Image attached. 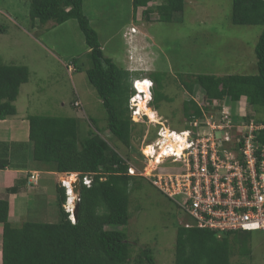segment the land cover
Here are the masks:
<instances>
[{
    "label": "trees",
    "instance_id": "16d2710c",
    "mask_svg": "<svg viewBox=\"0 0 264 264\" xmlns=\"http://www.w3.org/2000/svg\"><path fill=\"white\" fill-rule=\"evenodd\" d=\"M29 1V17L34 26L37 22L44 26L77 21L89 48L90 67L86 74L107 112L108 131L117 142L133 151V139L143 137L146 130L144 125L132 120L130 99L133 94L134 97L142 96L149 80L142 79L146 82L134 89L133 74L105 56L99 35L85 15L84 0ZM155 1L132 0L134 20L141 21L142 17L148 20L157 13L160 21L171 22L174 14L182 13L185 8V0H163L154 6ZM231 22L235 26L263 27L255 47L257 73L198 75L183 81L182 88L190 99L183 100V128L174 129L172 124L173 130H186L188 123L202 120L204 113L214 114L221 109L220 103L214 106V102L220 101H226L232 107L244 101V121L264 124V117L258 116L264 112V0H233ZM29 80L28 67L0 64V121L17 115L15 102L21 86ZM140 80L137 81L140 83ZM155 83L157 88L161 86L157 80ZM196 88L203 91L206 105L192 98ZM161 101L171 102V98L157 89L153 92L151 106L159 114ZM77 102L80 101H74V107L80 109L82 103L76 106ZM28 120V142H0V170H28L30 156L33 162L57 173L91 175L92 184L80 188L74 222L64 208L67 202L64 187L57 190L60 217L57 223L24 221L20 227H15L9 222V203L0 200L2 264H157L151 249L145 248L134 255L127 233L111 230L129 224L130 195L140 189L139 180H148L129 175V162L96 130L90 129L83 135L79 118L38 116L28 117ZM157 130L152 139L156 138ZM259 139L264 142V133ZM128 158L131 159V155ZM139 167L143 168L142 165ZM19 189L20 185L11 192L17 193ZM191 222L188 218L187 223ZM248 233L229 232L218 237L219 234L211 230L180 226L175 244V264H230L236 253L244 256L251 253Z\"/></svg>",
    "mask_w": 264,
    "mask_h": 264
},
{
    "label": "rangeland",
    "instance_id": "374dc122",
    "mask_svg": "<svg viewBox=\"0 0 264 264\" xmlns=\"http://www.w3.org/2000/svg\"><path fill=\"white\" fill-rule=\"evenodd\" d=\"M161 2L163 0H156L154 6ZM232 5L233 0H185L184 11L174 14L171 22L160 21L157 13L148 20L143 17L141 21L134 20L131 0H84V11L99 35L105 56L123 69L127 62L132 65L133 61H139L137 68L142 76L138 79L153 80L152 93L158 89L171 98V102H160V114L153 109V115L150 106L141 111H150L148 114L153 120L161 118L179 130L184 124L183 100L190 99L182 88L183 81L198 75L257 73L255 47L263 27L233 25ZM29 9V0H0V64L26 66L30 72V80L22 85L16 101L21 116L27 112L28 117L79 118L83 135L90 129L96 130L130 165L137 168L148 165L142 154L145 146L155 140L152 138L157 125L143 116L136 121L141 122L146 131L143 137L133 139V151L117 142L108 131L103 102L86 74L90 67L89 48L77 21L44 26L37 22L34 26ZM130 26L135 27L137 33L132 34ZM155 80L161 83L159 88ZM192 98L201 105L207 104L199 88ZM74 101H80L82 107L76 109ZM224 102H214V106L220 103L222 107ZM145 104L143 102V106ZM242 104L244 101L232 107L235 122H240L246 114ZM131 106L130 102L129 108ZM213 115L219 119V113ZM258 116L264 117V112ZM155 167L153 162L146 170L151 172ZM169 169L171 171V167ZM150 172L148 174H152ZM41 177V180L48 179L45 183L48 190L45 194L34 191L23 202L18 201L16 210L27 213L26 218L17 220L15 227H20L24 221L57 223L60 220L53 177L45 173ZM63 177L70 178L66 174ZM139 183L140 189L130 195L129 224L111 230L127 233L134 255L148 248L153 251L157 264H175L177 230L189 217L148 181L139 180ZM247 235L251 253L246 256L236 253L230 264H264V231Z\"/></svg>",
    "mask_w": 264,
    "mask_h": 264
},
{
    "label": "built area",
    "instance_id": "2783aa9c",
    "mask_svg": "<svg viewBox=\"0 0 264 264\" xmlns=\"http://www.w3.org/2000/svg\"><path fill=\"white\" fill-rule=\"evenodd\" d=\"M131 33H137V29L131 28ZM143 82L136 81L134 89ZM145 87L149 92L153 83ZM149 99L150 93L137 102L134 97L130 109L135 123L142 124L136 121L143 116L157 125L155 140L145 146L142 154L148 165L154 162L156 167L150 172L146 170L148 165L142 169L130 165L128 174L144 177L176 202L192 221L185 224L187 228L211 230L218 237L229 232L264 231V142L259 139L264 124L245 122L243 118L235 122L232 106L225 101L223 108L220 105L221 109L215 112L219 119L204 113L202 120L188 123L187 129L179 132L163 119L156 121L141 112V103ZM76 106H81L80 102ZM69 176L72 190L76 182L87 187L92 184L91 175ZM62 185L69 190L65 179ZM78 201L79 197L69 196L64 205L73 222Z\"/></svg>",
    "mask_w": 264,
    "mask_h": 264
},
{
    "label": "crops",
    "instance_id": "0c3cea01",
    "mask_svg": "<svg viewBox=\"0 0 264 264\" xmlns=\"http://www.w3.org/2000/svg\"><path fill=\"white\" fill-rule=\"evenodd\" d=\"M131 27L133 26H130V28ZM129 29L127 31H129ZM139 64L140 62L136 60L132 62V65H130V62H127V67L125 68V70H128L133 74L134 81L142 76L141 71L137 68V65ZM20 89H22V86ZM29 134L30 123L27 112L22 117L17 108L16 116L0 121V142H28ZM30 159L31 158H29L28 162V170H14L11 168L0 170V200H5L9 203V222L13 225L17 224L16 222L18 219L22 220L26 218L27 212L22 210L20 212L19 209L16 210L18 201L23 202V200L31 193H34V191L35 193L41 192V194H45L44 192L48 190V187L46 188L45 185V183L48 182V179L41 180L42 173L53 177V183L56 186L54 190H56V192L59 188H62L61 181L64 179V174L51 171L50 168L41 166ZM19 185V192H11L13 188ZM55 202H58V196L56 197ZM46 209L48 210L47 207ZM2 249L3 224L0 223V264L3 263Z\"/></svg>",
    "mask_w": 264,
    "mask_h": 264
},
{
    "label": "clouds",
    "instance_id": "9594fccd",
    "mask_svg": "<svg viewBox=\"0 0 264 264\" xmlns=\"http://www.w3.org/2000/svg\"><path fill=\"white\" fill-rule=\"evenodd\" d=\"M142 80V79H141ZM149 80V82H152L153 83V80H151V79H148ZM137 80H135V82H136ZM134 82V83H135ZM153 87H154V83H153ZM153 87H152V89H153ZM152 89H151V91H149V92H146L147 94H151V99H149V102H148V104L150 105V108L152 109V111H153V107L151 106V104H152V102H153V93H152ZM138 96V97H137ZM135 98H136V101H138V99L141 97L142 99H145V93L144 94H142V96H140V95H137ZM134 98V94L132 95V97H131V99H130V102H131V100ZM234 109V108H233ZM131 118H132V114H131ZM243 118V117H242ZM177 131V130H176ZM182 131H185V130H182ZM180 132V131H179ZM66 175H70V174H66ZM61 185H62V181H61ZM62 187H64L63 185H62ZM65 189H66V187H64ZM73 191V190H72ZM66 194H67V197L69 198V194H68V191H67V189H66ZM77 197H79V195H76ZM68 198H67V201H68ZM67 203V202H66ZM76 204H78V202L77 203H75V206H76ZM75 211V210H74ZM75 217V216H74ZM76 220V219H75ZM251 232V231H250Z\"/></svg>",
    "mask_w": 264,
    "mask_h": 264
},
{
    "label": "bare ground",
    "instance_id": "6f19581e",
    "mask_svg": "<svg viewBox=\"0 0 264 264\" xmlns=\"http://www.w3.org/2000/svg\"><path fill=\"white\" fill-rule=\"evenodd\" d=\"M147 89H144V92H143V94L144 93H146L147 91H146ZM134 102H137V101H134ZM149 102V101H148ZM148 102H146V104H145V106H143V104L141 103V110H144V108H145V110H148V108H149V104H148ZM142 112V111H141ZM150 112V111H149ZM148 112V113H149ZM148 113H146V114H148ZM153 113V112H152ZM142 114V113H141ZM153 115H154V113H153ZM70 178L67 180V179H65V182H66V184H67V186H68V194L70 195V197L71 198H74V193H73V191H72V188H71V186H70Z\"/></svg>",
    "mask_w": 264,
    "mask_h": 264
},
{
    "label": "water",
    "instance_id": "95a60500",
    "mask_svg": "<svg viewBox=\"0 0 264 264\" xmlns=\"http://www.w3.org/2000/svg\"><path fill=\"white\" fill-rule=\"evenodd\" d=\"M72 187H73V193L76 194V195H79V191H80V184L78 182L72 184ZM77 209H78V204H76L75 206V211H74V216H75V219H76V215H77Z\"/></svg>",
    "mask_w": 264,
    "mask_h": 264
}]
</instances>
